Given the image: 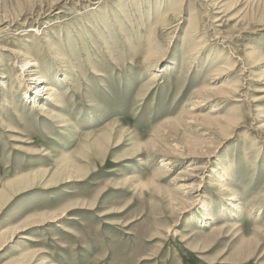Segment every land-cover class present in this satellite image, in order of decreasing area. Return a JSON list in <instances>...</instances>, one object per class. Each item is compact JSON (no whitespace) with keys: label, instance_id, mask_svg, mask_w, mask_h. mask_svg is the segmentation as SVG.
I'll return each instance as SVG.
<instances>
[{"label":"rangeland","instance_id":"1","mask_svg":"<svg viewBox=\"0 0 264 264\" xmlns=\"http://www.w3.org/2000/svg\"><path fill=\"white\" fill-rule=\"evenodd\" d=\"M0 264H264V0H0Z\"/></svg>","mask_w":264,"mask_h":264},{"label":"bare ground","instance_id":"2","mask_svg":"<svg viewBox=\"0 0 264 264\" xmlns=\"http://www.w3.org/2000/svg\"><path fill=\"white\" fill-rule=\"evenodd\" d=\"M28 30L29 31H32L34 34H36V33L39 34L38 31L40 29L37 26H32V27H29ZM29 64H30V62H24L23 61V65L21 67V69H22L21 70L22 71L21 73H23V75L24 74L26 75V76L24 75L23 83L24 84L25 83H29L30 86H31V88L34 89V90H32L31 94L34 95V96H36V98L38 99L37 101L40 104H44V103H46L47 100H53L54 98H56L55 95H56L57 90L53 87V85L51 83H46L44 86H40L42 84L41 81H45L46 82L47 79H45L42 75H39L38 73L35 74V72H38V64L36 62H34L33 63V66H32V64H31V66H27ZM28 71L31 72V73H33V74H35V75H33V76L32 75L27 76L29 74V73H27ZM21 73H19L18 75H16L18 81H20V77L22 75ZM57 96H58V94H57ZM43 108H45V107H43ZM218 109H220V108H216L213 111H217ZM188 169L189 170H193V171H197V170H200L202 168H198L196 166H194V167L193 166H188ZM238 207H239V203L238 204H234V205L232 204V208L237 209ZM23 237H24L25 240H29V241H33L35 239V238H32L31 236H23Z\"/></svg>","mask_w":264,"mask_h":264}]
</instances>
